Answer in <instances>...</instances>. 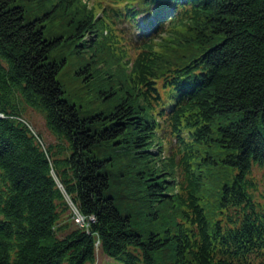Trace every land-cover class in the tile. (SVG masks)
Returning <instances> with one entry per match:
<instances>
[{"label":"trees","instance_id":"obj_1","mask_svg":"<svg viewBox=\"0 0 264 264\" xmlns=\"http://www.w3.org/2000/svg\"><path fill=\"white\" fill-rule=\"evenodd\" d=\"M87 1L57 2L77 37L142 32L125 96L81 117L49 57L62 38L0 0V264H264V0Z\"/></svg>","mask_w":264,"mask_h":264},{"label":"rangeland","instance_id":"obj_2","mask_svg":"<svg viewBox=\"0 0 264 264\" xmlns=\"http://www.w3.org/2000/svg\"><path fill=\"white\" fill-rule=\"evenodd\" d=\"M95 11L102 13L101 6ZM112 1V0H109ZM58 0H16L15 4L25 9L26 21L38 20V25L43 26L46 38L61 37L62 41L54 47L50 60H65L57 74L65 98L76 105L81 117H86L99 112H109L125 96L128 89L126 73L131 67L130 61L136 55V48L130 44L129 36L136 38L141 31L128 22L117 21L112 25V33L107 31L102 23L96 24V30L84 32L83 37L75 34L76 19L70 8L57 6ZM87 1L88 6L94 5ZM121 5V4H120ZM79 8V4L75 5ZM77 9V8H74ZM143 14L139 21L141 27ZM97 22V20H96ZM145 30V29H144ZM94 34V35H93ZM164 38L171 40V33L164 34ZM162 38V39H164ZM166 39V40H167ZM126 61V62H125ZM26 118L40 133L45 144L55 142L57 139L48 130L44 117L35 111H29ZM175 252L171 249L155 252L159 264H174ZM95 264H121L120 261L106 256L101 249L97 252Z\"/></svg>","mask_w":264,"mask_h":264},{"label":"built area","instance_id":"obj_3","mask_svg":"<svg viewBox=\"0 0 264 264\" xmlns=\"http://www.w3.org/2000/svg\"><path fill=\"white\" fill-rule=\"evenodd\" d=\"M67 200H68V203H69V206H70V209H71V214H72V218L74 219V221L82 226V227H85L87 228L88 232H90V226H91V223L94 221V218L93 217H87L85 215H83L80 210L74 205V203L72 202V200L67 197Z\"/></svg>","mask_w":264,"mask_h":264}]
</instances>
